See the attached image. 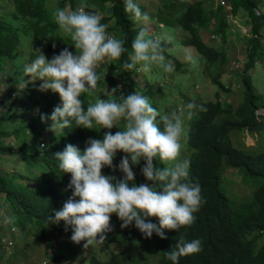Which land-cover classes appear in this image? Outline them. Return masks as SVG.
Here are the masks:
<instances>
[{"label":"trees","instance_id":"trees-1","mask_svg":"<svg viewBox=\"0 0 264 264\" xmlns=\"http://www.w3.org/2000/svg\"><path fill=\"white\" fill-rule=\"evenodd\" d=\"M219 2L215 3V8H209L208 5L203 6L201 0L187 1L175 19L183 31L179 39L180 43L193 46L204 58L202 64L204 71V67L223 63L226 60L221 49L203 41L199 35V29L205 27L213 32L210 34L212 38H215L214 33L219 32L224 36L227 20L219 13L221 8ZM65 4L73 10L77 4L87 8L90 5L95 6L102 16L101 22L108 25V32L117 37H126L125 47L128 51L120 60L115 61L114 68L111 67L112 61L109 62L110 72L105 74V78H110L108 80L110 81L116 73L121 79V82H118L121 89L118 88L116 95H119L121 91L124 94L135 92L136 82L131 77V70H124L122 67L124 62H130L131 42L134 39L135 30L128 13L124 10V0H0V70H3L2 73L6 74L12 60H15L17 56L22 57L17 48L19 30L28 32L37 43V48L42 49L48 58L59 54L65 47L70 49L65 35L57 32L58 26L51 15L56 7L63 8ZM262 4L261 0L228 2L232 12L242 8L248 13L245 18V22L249 23L245 58L238 70L242 99L237 103L219 100L218 91L214 92L216 98L213 100H202L198 96L194 99V113L186 128L185 144L191 150L188 157L191 161L190 180L200 184L201 196L206 201L194 214L195 222L178 231L165 230L166 239H161L155 234L151 238H145L134 225L121 228V221L113 214L111 216L112 231L106 233L105 241L121 244L122 250L109 249L103 255L104 257L91 253L88 264H127L122 251L128 250L140 239L143 240L146 251L156 257L152 264H173L167 258V252L172 250L181 236L189 241L200 240L202 250L179 258L178 264H264V238L259 243H255L264 230V150L251 155L235 147L228 137L231 129L255 130L264 116L263 112L256 111L257 108L264 107V101L261 100L260 93L255 90L248 74V68L255 62L262 61L264 57V44L259 39L261 30L264 29V5ZM212 15L215 23L210 27L208 23ZM110 19L111 22H109ZM158 24L161 25V23ZM168 45L169 42L165 43L164 48ZM35 56V51L29 50L27 57L30 63ZM172 60L176 65L179 63L176 58L172 57ZM20 68L21 72L17 73V76L21 75L19 81H12L8 75H4V78L8 83L20 85L23 92L26 91L22 101L28 105L37 103L38 106L36 113L29 119L7 128L6 122L16 113L14 109L17 108H14L12 104L15 98H18V93L7 86L0 88V105L8 101L7 106L0 112V160H3L4 155L15 152L21 161L28 164L32 173L29 175L14 171L8 173L0 171V199L7 207V213L10 212L9 215L12 214L13 221L20 226L21 232L26 233L28 229H31L34 234L48 240L52 264H67L62 261V258L68 249L61 242L54 240L56 234L65 229V226L49 223L47 219L53 217L54 210L61 209L63 203L72 194V189L67 187L71 179L70 174L62 173L54 153L62 151L69 143L83 151L87 139L83 128L77 127L74 122L70 128L64 129V132L53 133L49 130L51 121L42 122L40 116L41 114L50 116L55 104H60V98L55 93H42L39 90L40 83L31 82L27 79L24 68ZM219 74L218 71L214 72L211 81L220 90L225 85L218 79ZM10 92L14 93V97H9ZM38 96L44 98L41 105ZM99 98L108 99L109 97L107 94L100 93ZM81 99L86 108L94 97L90 98L88 94H83ZM34 129H37V132H43V136L42 139L37 138V141L33 142L28 132H33ZM113 164L118 165L119 162L114 159ZM223 164L238 168L248 177L258 178L252 190L250 202L237 206L229 204L223 190L219 187L220 170ZM156 166L164 165L157 159ZM141 167H143V161L136 166L137 169ZM102 171L105 175L122 177L118 170L113 171L105 167ZM156 187L159 188L160 185L157 184ZM150 219L151 222L158 223L156 218ZM70 229L69 227L67 230ZM246 232H254V234L244 238L243 234ZM3 237L0 234V240ZM137 260L138 255L130 252L129 264H138Z\"/></svg>","mask_w":264,"mask_h":264},{"label":"clouds","instance_id":"clouds-1","mask_svg":"<svg viewBox=\"0 0 264 264\" xmlns=\"http://www.w3.org/2000/svg\"><path fill=\"white\" fill-rule=\"evenodd\" d=\"M124 10L144 27L132 40L130 62H124L123 69L133 70L139 65V72L150 73L156 65L165 72L174 71V65L166 62L164 55V44L171 42L172 37L165 40L149 35L151 17L136 0H124ZM51 15L75 51L65 47L48 58L42 49H35V59L24 66L31 82L41 81L40 91H51L60 98L51 115L41 114L40 119L51 121L49 130L53 133L64 132L73 122L84 129L98 127L106 131L102 139H87L83 151L69 143L54 153L62 173L70 174L67 187L72 194L61 209L54 210L53 217L47 218L48 222L63 221L65 230L71 228V241H83L84 248L104 243L106 233L112 231L113 214L121 221V228L134 225L145 238L155 234L166 239L165 230L191 226L196 219L194 214L206 201L201 196L200 184L190 180L191 161L179 159L182 138L186 136L182 115L162 114L148 97L137 92L121 91L116 95L117 89H121L119 85L107 92L108 99L95 97L101 80L97 68L106 59L120 60L128 51L126 37L109 34L101 14L84 5L75 10L56 7ZM83 94L94 97L86 108ZM114 127L119 129L115 133L110 131ZM118 152L124 155L114 165ZM157 159L166 166L157 167ZM141 161L140 173L146 182L137 185L133 167ZM105 167L118 170L122 177L105 175ZM0 216L4 224L12 222V217L4 213ZM153 217L158 223L151 222ZM201 250L200 240L189 241L181 236L167 252V258L178 264L179 258Z\"/></svg>","mask_w":264,"mask_h":264},{"label":"rangeland","instance_id":"rangeland-1","mask_svg":"<svg viewBox=\"0 0 264 264\" xmlns=\"http://www.w3.org/2000/svg\"><path fill=\"white\" fill-rule=\"evenodd\" d=\"M187 1L191 0H136V3L139 4L141 10L148 13L151 17V24L148 26L149 35L152 37L159 36L165 40L168 36L172 37L169 45L165 47L164 55L166 57V62H171L174 65V71L168 73L161 67L153 65L150 73H142L137 70L140 67L137 65L136 69H133L130 72L131 77H133L136 82L134 89L135 92L148 97L152 106L162 114H170L172 112L180 113L184 120L185 132L189 119L194 113V107L188 108L187 106L189 104L194 105V99L196 96L200 97L202 100H213L216 98L214 92L218 91L219 100H229L237 103L242 99L238 70L245 58V43L249 30V23L245 22V18H247L248 13L242 8H238L236 12H232L228 6V2L230 3L231 0H222V2L221 0H201V4L203 6L208 5L209 8H215V3L220 1L219 3L221 4V8L219 9V13H221L227 20V25L224 28V36L223 33L219 32L214 33L215 38H212L210 37V34L213 32L205 29V27L199 29L200 38L203 41L212 44L214 47L221 49L226 56L225 62L216 63L209 67L206 66L204 67V71L202 67L204 58L194 49L193 46L183 45L179 41L183 31L176 23L175 19L182 11L184 4ZM261 1L263 3L262 5H264V0ZM78 6L81 5L77 4L75 9ZM65 7H68L67 4L63 6V8ZM87 10H94L100 13L95 6L92 7L91 5L87 8ZM128 17L132 22V26L135 28L133 34L134 38L137 32L141 29V27H144V25L134 21L129 13ZM109 22H111V19ZM158 23H161V25ZM214 23L215 21L212 15L208 25L212 27ZM261 31L259 39L260 42L264 44V29ZM18 32L19 45L17 48H19V54L22 57L17 56L15 60H12L13 62L10 64L6 74H3V70H0V88L7 86L8 88L10 87L15 89L18 93V98H15L16 100H13L14 103L12 104L14 108H17L14 109L16 113L14 117L6 122L5 126L7 128H11L16 125L17 122L29 119L31 115L36 113L38 106L37 103L28 105L22 101L25 98L24 93L26 91L23 92L20 85L18 86V84L15 83H8L4 78V75H8L12 81H19L21 75L17 76V73L21 72L20 67L24 68L25 65L30 64L27 57L29 50L35 51V49H38L37 43L28 32H24L22 30H19ZM57 32L62 35L64 34L60 30ZM64 35L69 44H71L68 36L66 34ZM69 51H75L71 45ZM172 57L178 60L179 63L177 65L173 62ZM109 62L110 60L106 59L97 68V73L101 75V80L95 90V97H99L100 93L107 94V92L111 91L112 88L118 86V82H121V79L115 72L114 73L116 75L113 73V79L110 80L111 84L110 81H108L110 78H105V74L110 72V69H108L110 65ZM262 62H264V57L262 61H257L252 65V67L248 68V74L255 90L260 93L261 100L264 101V63ZM112 63L113 65L111 67L114 68L116 65L115 61H112ZM216 71L220 73L218 79L225 85V87L220 90L215 83L211 81V76ZM27 79H29V77H27ZM36 81L37 83H41L39 80ZM118 90L119 89H117V91ZM42 93L51 94L52 92L47 91ZM89 97L92 98V96ZM38 98L39 104L41 105L44 98H40L39 96ZM7 102L0 105V112H2V110L7 106ZM55 105L57 106L59 103H56ZM256 111L264 113V107H259ZM118 130V128L114 127L110 131L115 133ZM83 131L86 139H102L104 131L106 130H99L97 127L96 130L83 128ZM28 133L31 135L30 140L33 142L37 141V138L42 139L43 136V132H37V129H34L33 132L29 131ZM228 137L235 147L251 155L264 150V116L262 118V122L255 130L248 131L243 129L241 131L231 129L229 130ZM10 142L12 141L10 140ZM182 145L183 147L179 159H188L191 150L185 144V137L182 138ZM122 155L124 154L118 152L115 159L119 162ZM0 171L5 173L14 171L15 173H24L29 175L32 173L28 164L21 161L15 152L3 156V160H0ZM133 171L136 174L134 182L137 185L146 182L140 173V169H137L136 166H134ZM119 173L123 175L121 172ZM219 177V187L223 190L231 206H237L252 200V190L258 182V178L248 177L238 168L225 164L221 166ZM0 213H4L12 217L11 223L4 224L3 217L0 216V234L4 236L3 239L0 240V264L53 263V260H51L52 258L50 248L48 246V240L34 234L31 229H28L26 233L21 232L20 226L17 222L13 221L12 214L9 215L10 212L9 214L7 213V207L2 203L1 199ZM58 224L65 226L63 221ZM9 226H11V230L9 229ZM71 234V229H62L60 233L56 234V238H54V240L56 239L61 242L63 246L68 249L62 258V261L67 264H88V257L91 253L104 257L103 255H105L109 249L122 250L121 244L106 241H104L103 244H92L87 248H84L83 241L80 244H75L71 241ZM253 234L254 232H246L243 234V237L249 238ZM263 238L264 230L255 243H259L263 240ZM8 240L9 243H7ZM138 241V243L130 247L128 250L122 251V256L127 261V264H129L128 259L130 252H134V254L138 255V264L154 263L156 257L152 253L146 251L147 249L142 243L143 240L140 239Z\"/></svg>","mask_w":264,"mask_h":264},{"label":"built area","instance_id":"built-area-1","mask_svg":"<svg viewBox=\"0 0 264 264\" xmlns=\"http://www.w3.org/2000/svg\"><path fill=\"white\" fill-rule=\"evenodd\" d=\"M221 2H222V0H221ZM212 36V35H211ZM10 96V98H12V97H14V93L13 92H10V94H9ZM41 144V143H40ZM10 230H11V226H10V228H9ZM3 238H1V240H2ZM7 243H9V240L7 241Z\"/></svg>","mask_w":264,"mask_h":264}]
</instances>
